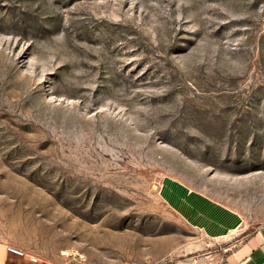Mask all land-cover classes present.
I'll use <instances>...</instances> for the list:
<instances>
[{
	"label": "rangeland",
	"instance_id": "1",
	"mask_svg": "<svg viewBox=\"0 0 264 264\" xmlns=\"http://www.w3.org/2000/svg\"><path fill=\"white\" fill-rule=\"evenodd\" d=\"M172 179L240 230L190 225ZM262 226L264 0H0V245L161 264Z\"/></svg>",
	"mask_w": 264,
	"mask_h": 264
},
{
	"label": "crops",
	"instance_id": "2",
	"mask_svg": "<svg viewBox=\"0 0 264 264\" xmlns=\"http://www.w3.org/2000/svg\"><path fill=\"white\" fill-rule=\"evenodd\" d=\"M160 191L182 218L209 237L221 238L240 230L242 220L236 211L181 181L163 182ZM5 257V245H0V264ZM161 264H264V226L231 249L215 248L199 257L169 259Z\"/></svg>",
	"mask_w": 264,
	"mask_h": 264
},
{
	"label": "built area",
	"instance_id": "3",
	"mask_svg": "<svg viewBox=\"0 0 264 264\" xmlns=\"http://www.w3.org/2000/svg\"><path fill=\"white\" fill-rule=\"evenodd\" d=\"M5 250L6 257L3 264H58L45 259L35 251L13 242L6 243Z\"/></svg>",
	"mask_w": 264,
	"mask_h": 264
},
{
	"label": "water",
	"instance_id": "4",
	"mask_svg": "<svg viewBox=\"0 0 264 264\" xmlns=\"http://www.w3.org/2000/svg\"><path fill=\"white\" fill-rule=\"evenodd\" d=\"M157 187H158V185H155V186H154V188H157Z\"/></svg>",
	"mask_w": 264,
	"mask_h": 264
},
{
	"label": "bare ground",
	"instance_id": "5",
	"mask_svg": "<svg viewBox=\"0 0 264 264\" xmlns=\"http://www.w3.org/2000/svg\"><path fill=\"white\" fill-rule=\"evenodd\" d=\"M63 253H66L65 251H63Z\"/></svg>",
	"mask_w": 264,
	"mask_h": 264
}]
</instances>
